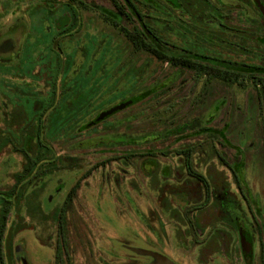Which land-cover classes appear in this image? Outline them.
<instances>
[{"label": "rangeland", "instance_id": "obj_1", "mask_svg": "<svg viewBox=\"0 0 264 264\" xmlns=\"http://www.w3.org/2000/svg\"><path fill=\"white\" fill-rule=\"evenodd\" d=\"M69 1L0 0V39L16 43L14 55L0 54V222L9 203L0 264H120V243L155 246L182 264H215V253L242 264L234 226L221 222L215 203L195 212L202 188L186 179L178 153L191 154L213 201L229 190L240 201L238 179L264 230V104L252 83L206 86L168 70L109 25L116 12L107 0ZM249 51L245 73L264 74L262 50ZM50 88L62 91L55 109ZM21 149L42 157L16 184ZM88 169L65 209L63 246L59 209ZM216 200L234 210L226 196ZM216 225L235 236L212 235Z\"/></svg>", "mask_w": 264, "mask_h": 264}, {"label": "flooded vegetation", "instance_id": "obj_2", "mask_svg": "<svg viewBox=\"0 0 264 264\" xmlns=\"http://www.w3.org/2000/svg\"><path fill=\"white\" fill-rule=\"evenodd\" d=\"M73 2L83 5L81 0L69 1V3ZM118 2L124 7L126 16L120 14L108 1L112 9L116 12V16L113 18H107L109 25L115 28L125 40L126 38L120 31L121 28L140 33L141 37H143L152 48L158 49L165 55V58L168 60L164 64H166L168 70H184L185 72H191L198 78L203 77L205 79L206 86L211 80H216L226 86L236 84L240 87H244L246 82L252 83L253 81H256V76H259L260 79H264V74H256L252 76L249 73H245V69L248 70L252 67L250 63L246 62L251 47L262 50L260 51V54H263L261 58L264 60V17L261 12V7L264 8V0H118ZM82 7L86 6L83 5ZM71 9L73 10V8ZM74 15L75 14L72 16ZM120 20H124V25H120ZM74 21L75 18H72L71 23ZM113 22H116L118 27L113 26ZM160 31L163 32V35ZM173 32L175 35H171ZM171 37H177L178 40L170 42L169 39ZM126 41L131 44L128 40ZM54 44L56 45L55 41L50 43V48L52 50ZM15 50L16 43L11 38L7 37L0 39L1 55H14ZM135 51L141 52L137 50ZM229 53H242L243 60L239 61L233 55L230 56ZM149 56L154 58L151 54ZM178 59L183 62L194 64L196 67L205 66L210 69V71L200 73L192 69L171 68L170 63L173 60ZM57 62L59 63V60H57ZM220 70L237 74L236 80H232L230 82L223 81L220 78ZM56 85V83H53L52 87H56ZM252 85L255 90L256 88H259V86L255 87L254 84ZM51 91L52 90L50 88V94H52ZM55 92L56 95L55 93L52 94L53 97L51 99V101L55 99L54 105L56 106H54V109L57 105H59V98L62 96L60 88L59 90L55 88ZM116 107L118 106L112 107L97 116L94 119V123L98 124L102 120H105L113 115L117 111H114L103 119L98 120L101 115ZM32 109H34V106H32ZM36 117L37 123H39L38 128H43L44 124L42 119H40L41 117L38 115ZM36 141L41 145L43 143V140L40 137L36 138ZM186 153L187 151L185 150L178 153L183 160L184 175H186V179L196 181L202 188L201 190L203 194V199L200 203L201 207L195 208V212H201L203 209L207 210V206L215 203L214 212L217 216L220 215L222 218L221 222L234 226L235 234L239 241V252L242 264H264L263 225L253 214L250 195L248 194L249 192H247L246 189L243 190L240 185L236 184L235 192L240 201L234 198L232 190H229L226 193H221L218 196L216 195L215 201H213L210 196L212 186H210L204 176L194 167L191 159L192 156L189 152L192 169L195 173L204 178L207 183V189H205L196 179L188 176L185 167ZM29 157L32 158L31 156ZM41 157L42 156L40 154H37L34 158H32L37 161L35 165L39 163ZM22 171L23 169L21 168L20 174H22ZM30 171L31 169L27 173L23 174L20 177V180L26 177ZM90 171L92 173L93 170H86V172L76 180V182L67 191L60 206L56 222V233L63 246H65L64 242L66 241L64 229L65 209L74 201L75 195L80 188L81 181L91 174ZM237 181L239 180L237 179ZM76 183L79 185L74 194L70 197L69 194L72 188L75 187ZM178 193L179 194L177 196H184V199H186L185 194H180L181 190H179ZM220 195L226 196L227 199L231 201L234 205V210L233 208L229 209L223 207V204L216 200V198ZM61 211L64 212V218L62 224L63 233L60 235L58 221ZM250 227H252V229ZM227 230L230 237H232L234 234L232 229H225L224 226L220 225H216L212 231V235L219 231L221 236H225L226 234L223 231H226L227 233ZM243 242H246V244H243ZM57 247L58 244H55L54 251H57ZM145 247L147 246L120 243L121 251L116 252L118 253L116 258H112H119L122 261L120 264L156 263L153 256L144 254L140 255L133 251L140 250L162 256L174 264H182L180 261L167 255L164 251L157 249L155 246H151V249H146ZM243 249H245L244 252ZM247 252L248 254H246ZM212 259L216 262L215 264H232L231 258L228 256L222 257L217 253L213 254Z\"/></svg>", "mask_w": 264, "mask_h": 264}, {"label": "trees", "instance_id": "obj_3", "mask_svg": "<svg viewBox=\"0 0 264 264\" xmlns=\"http://www.w3.org/2000/svg\"><path fill=\"white\" fill-rule=\"evenodd\" d=\"M108 1L110 2V4L113 6L114 9H116L123 16H126V11H124V7L122 5H120L118 0H108ZM113 26L118 27L116 22H113ZM120 31L123 34V36L126 38V40H128L132 44V46L135 50L145 52L149 55L151 54L157 62H160L163 64L165 62H167L168 59L165 58V55L161 51H159L158 49L152 48L151 45L148 44L143 37H141L140 33L133 31V30H126L125 28L124 29L121 28ZM170 67L171 68H181V69H192V70H195V71L200 72V73L210 71V69L206 68L205 66L196 67L194 64H190L188 62H183L179 59L173 60L170 63ZM219 73H220V78L223 81H229L230 82L232 80H236V77H237V74H234L232 72L220 70ZM255 78H256V81H253L252 84H254L255 87L259 86V88H256V90H255L256 99H257L259 104H264V79L263 78L260 79L259 76H256ZM20 153L25 158V164L22 167V169H23L22 174H17L14 176L16 184L20 180V177L23 174L27 173L37 162L35 159H32L29 157L26 150L21 149ZM185 167H186L188 176L196 179L199 183H201L203 185V187L205 189H207V183L204 180V178L193 171L191 163H190V154L188 153V151L185 154ZM78 183H76L75 187L72 188V190L69 194L70 197L74 194L76 188L79 185ZM235 183L238 184V181H236ZM8 208H9V203L6 202V204L2 208V214H1L0 242L2 239L3 231H4L6 216H7L8 211H9ZM63 218H64V212L61 211L59 214V221H58L60 235L63 233V230H62L63 229L62 228Z\"/></svg>", "mask_w": 264, "mask_h": 264}, {"label": "water", "instance_id": "obj_4", "mask_svg": "<svg viewBox=\"0 0 264 264\" xmlns=\"http://www.w3.org/2000/svg\"><path fill=\"white\" fill-rule=\"evenodd\" d=\"M261 12H262V15H263V17H264V8H262L261 7ZM130 104V102L129 103H125V104H122V105H119L118 107H116V108H114V109H112V110H110V111H108L107 113H105V114H103V115H101L99 118H98V120H101V119H103L104 117H106V116H108L109 114H111L112 112H114V111H119V110H122V109H124L127 105H129ZM243 244H246V242H243ZM248 248V247H247ZM135 253H137V254H140V255H151V256H153V258L156 260V263H154V264H174V263H172L171 261H169L168 259H166V258H164V257H162V256H159V255H156V254H151V253H147V252H145V251H140V250H133ZM245 251V249H243V252ZM245 254V253H244ZM246 254H248V252L246 253Z\"/></svg>", "mask_w": 264, "mask_h": 264}]
</instances>
